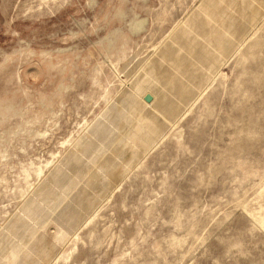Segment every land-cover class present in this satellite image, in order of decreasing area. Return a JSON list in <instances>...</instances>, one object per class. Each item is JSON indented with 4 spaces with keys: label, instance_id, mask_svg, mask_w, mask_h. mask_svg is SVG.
Listing matches in <instances>:
<instances>
[{
    "label": "rangeland",
    "instance_id": "374dc122",
    "mask_svg": "<svg viewBox=\"0 0 264 264\" xmlns=\"http://www.w3.org/2000/svg\"><path fill=\"white\" fill-rule=\"evenodd\" d=\"M0 264H264V0H0Z\"/></svg>",
    "mask_w": 264,
    "mask_h": 264
},
{
    "label": "water",
    "instance_id": "95a60500",
    "mask_svg": "<svg viewBox=\"0 0 264 264\" xmlns=\"http://www.w3.org/2000/svg\"><path fill=\"white\" fill-rule=\"evenodd\" d=\"M144 97H145L144 100L146 101H151L153 98L151 94H146Z\"/></svg>",
    "mask_w": 264,
    "mask_h": 264
}]
</instances>
